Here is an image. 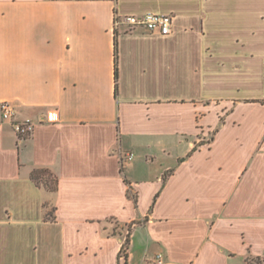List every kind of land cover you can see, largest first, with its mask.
I'll return each instance as SVG.
<instances>
[{"label":"crops","instance_id":"0c3cea01","mask_svg":"<svg viewBox=\"0 0 264 264\" xmlns=\"http://www.w3.org/2000/svg\"><path fill=\"white\" fill-rule=\"evenodd\" d=\"M149 11L173 32L116 30ZM157 253L264 258V0H0V264Z\"/></svg>","mask_w":264,"mask_h":264},{"label":"built area","instance_id":"2783aa9c","mask_svg":"<svg viewBox=\"0 0 264 264\" xmlns=\"http://www.w3.org/2000/svg\"><path fill=\"white\" fill-rule=\"evenodd\" d=\"M173 23L174 16L172 14L153 11L143 14H128L124 16L117 14L114 22L116 30H119L122 26H126L129 31L143 29L149 33H156L164 36L173 32ZM1 106L4 120L12 124L20 138H25L31 135L35 126V122L32 119L17 118L16 111L10 102H2ZM133 157L134 153H127V160H131ZM151 264H164L163 254L157 253L153 257Z\"/></svg>","mask_w":264,"mask_h":264},{"label":"trees","instance_id":"16d2710c","mask_svg":"<svg viewBox=\"0 0 264 264\" xmlns=\"http://www.w3.org/2000/svg\"><path fill=\"white\" fill-rule=\"evenodd\" d=\"M118 78H119V68H118V38L116 37V79H117V88H118ZM43 171H34L32 174V177L36 180V182L41 183L43 182L44 185L49 188L51 191H55L57 189V180L55 179H50L49 177L45 178L42 177L40 174ZM129 192L131 193V188H129ZM46 206V213H45V218L46 219H54V210L55 208L53 206H50L48 204ZM130 234H131V224L128 227V234L126 237V240L123 243L122 247V252L125 253L126 255V250L129 248L130 245ZM250 261L257 263V264H262L260 258H252Z\"/></svg>","mask_w":264,"mask_h":264},{"label":"rangeland","instance_id":"374dc122","mask_svg":"<svg viewBox=\"0 0 264 264\" xmlns=\"http://www.w3.org/2000/svg\"><path fill=\"white\" fill-rule=\"evenodd\" d=\"M50 178H53V177L51 176ZM127 230H128V228H127ZM260 260L262 261L261 263L264 264V258H260Z\"/></svg>","mask_w":264,"mask_h":264}]
</instances>
